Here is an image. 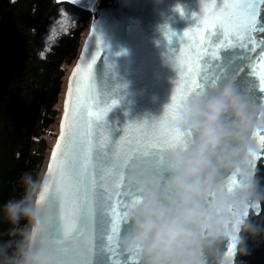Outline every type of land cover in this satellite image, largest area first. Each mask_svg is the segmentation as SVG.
<instances>
[{"label":"clouds","instance_id":"9594fccd","mask_svg":"<svg viewBox=\"0 0 264 264\" xmlns=\"http://www.w3.org/2000/svg\"><path fill=\"white\" fill-rule=\"evenodd\" d=\"M177 130L181 143L158 159L114 158L137 196L115 245L138 264H236L237 255L249 254L248 236L264 234L255 222L264 211V171L257 167L264 101L229 78L188 96ZM19 184L21 193L0 206V264H62L50 229L59 210L40 199L45 177L26 171ZM60 249L73 258L89 254L77 239Z\"/></svg>","mask_w":264,"mask_h":264},{"label":"snow or ice","instance_id":"6c2138e0","mask_svg":"<svg viewBox=\"0 0 264 264\" xmlns=\"http://www.w3.org/2000/svg\"><path fill=\"white\" fill-rule=\"evenodd\" d=\"M264 4V0H259ZM257 0H220L212 4L207 0L205 10L195 30L185 31L184 47L173 59L179 73L177 87L163 116L158 120L130 123L122 138L112 145L110 153L96 155L97 149H105L103 135L95 137L93 144L89 127L110 111L112 103L103 107L92 83L93 61L78 67L73 75L74 87H70V112L66 115V131L57 145L45 179L41 201L47 200L59 210L58 219L50 226L53 243L62 264H92L96 250L110 254L112 264H138L137 258L123 256L115 245L127 215V209L136 202V194L123 183V174L113 160L130 159L134 155L158 159L168 149L181 143L177 130L181 109L188 96L202 94L216 87L207 71L205 57H217L221 47H246L258 23ZM217 29L223 31V43L213 45ZM264 31V29H261ZM235 42V43H233ZM254 76L258 75L260 88L264 90V52L257 63L249 65ZM97 114L90 120V109ZM264 149V136L260 138ZM264 156L257 161L264 170ZM88 229L87 231L85 229ZM65 239H77L89 249L87 257H68L60 249ZM117 252L123 257H117ZM229 253H232L231 248Z\"/></svg>","mask_w":264,"mask_h":264},{"label":"water","instance_id":"95a60500","mask_svg":"<svg viewBox=\"0 0 264 264\" xmlns=\"http://www.w3.org/2000/svg\"><path fill=\"white\" fill-rule=\"evenodd\" d=\"M79 8H90L91 22L88 26L79 54L68 72L62 100L58 133L52 144V152L43 173L47 177L57 145H62L66 131V115L70 112L69 91L74 87L73 75L78 67L93 63L92 83L103 107L112 105L101 120L91 123L89 132L93 144L95 137L103 135L107 140L105 149L95 154L110 153L112 145L124 135L130 123L158 120L163 116L177 87L179 73L173 59L184 47L185 31L195 30L205 10L207 0H56ZM91 4L89 5V2ZM212 4L220 0H211ZM258 23L246 47H221L217 57H205L207 71L215 83L235 78L236 86L264 101L258 75L252 74L249 65L257 63L264 52V4L257 0ZM213 45L223 43V31L217 29L210 38ZM235 43V42H233ZM97 114L90 109V120ZM264 168V166H262ZM264 171V170H262ZM255 222L264 226V211L258 210ZM88 230L87 228L85 229ZM248 255H237L236 264H264V234L257 238L248 236ZM227 251V244L224 246ZM110 254L99 249L92 257V264H112ZM232 255V253H228ZM117 257L123 258L119 252Z\"/></svg>","mask_w":264,"mask_h":264},{"label":"trees","instance_id":"16d2710c","mask_svg":"<svg viewBox=\"0 0 264 264\" xmlns=\"http://www.w3.org/2000/svg\"><path fill=\"white\" fill-rule=\"evenodd\" d=\"M91 18L56 0H0V206L21 193L24 172L43 175Z\"/></svg>","mask_w":264,"mask_h":264},{"label":"rangeland","instance_id":"374dc122","mask_svg":"<svg viewBox=\"0 0 264 264\" xmlns=\"http://www.w3.org/2000/svg\"><path fill=\"white\" fill-rule=\"evenodd\" d=\"M71 67H72V65H69V66H68V69L70 70ZM53 132L56 133V134L58 133V125H57V124H55V125L53 126ZM49 139H50L52 142L55 141V137H54V136H49Z\"/></svg>","mask_w":264,"mask_h":264}]
</instances>
